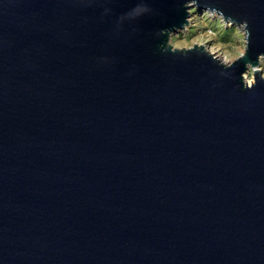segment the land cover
I'll return each mask as SVG.
<instances>
[{
  "label": "water",
  "instance_id": "95a60500",
  "mask_svg": "<svg viewBox=\"0 0 264 264\" xmlns=\"http://www.w3.org/2000/svg\"><path fill=\"white\" fill-rule=\"evenodd\" d=\"M262 58L264 0H0V264H264Z\"/></svg>",
  "mask_w": 264,
  "mask_h": 264
},
{
  "label": "rangeland",
  "instance_id": "374dc122",
  "mask_svg": "<svg viewBox=\"0 0 264 264\" xmlns=\"http://www.w3.org/2000/svg\"><path fill=\"white\" fill-rule=\"evenodd\" d=\"M216 15V14H215ZM190 22L185 29L171 35L170 44L175 48H190L195 41L204 43L208 50L216 51L228 62L235 60L244 50V34L239 26L225 23L223 19L210 12L190 9ZM260 69L264 75V58L260 60ZM253 80L252 69L246 73Z\"/></svg>",
  "mask_w": 264,
  "mask_h": 264
},
{
  "label": "bare ground",
  "instance_id": "6f19581e",
  "mask_svg": "<svg viewBox=\"0 0 264 264\" xmlns=\"http://www.w3.org/2000/svg\"><path fill=\"white\" fill-rule=\"evenodd\" d=\"M211 15L212 16H216L215 15V13H211ZM191 20H190V18H188V22H190ZM240 28H241V26H239ZM186 28V26L184 27V29ZM195 43V45H202V46H204L205 47V45H204V43H202V42H200V41H195L194 42ZM205 49L209 52V53H211V54H213L214 56H216L222 63H224V64H229L230 62H232V61H230V62H228L223 56H221L220 54H215L216 53V51H214V50H208L206 47H205ZM248 72V71H247ZM246 72V73H247ZM244 74V82H245V84H247V85H249V84H251L252 83V78H249L248 76H247V74Z\"/></svg>",
  "mask_w": 264,
  "mask_h": 264
}]
</instances>
